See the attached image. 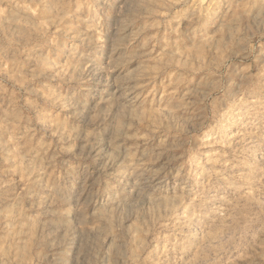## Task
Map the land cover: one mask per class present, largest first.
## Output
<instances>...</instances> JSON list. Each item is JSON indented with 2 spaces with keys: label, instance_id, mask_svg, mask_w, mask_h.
Wrapping results in <instances>:
<instances>
[{
  "label": "rangeland",
  "instance_id": "rangeland-1",
  "mask_svg": "<svg viewBox=\"0 0 264 264\" xmlns=\"http://www.w3.org/2000/svg\"><path fill=\"white\" fill-rule=\"evenodd\" d=\"M173 3L0 0V264H264V0Z\"/></svg>",
  "mask_w": 264,
  "mask_h": 264
},
{
  "label": "clouds",
  "instance_id": "clouds-1",
  "mask_svg": "<svg viewBox=\"0 0 264 264\" xmlns=\"http://www.w3.org/2000/svg\"><path fill=\"white\" fill-rule=\"evenodd\" d=\"M188 3V0H174V3L170 5V7H174L177 9L182 8L183 5ZM208 3V0H191V6L195 5L196 9L199 11L202 9L204 6H206ZM179 14V12H178Z\"/></svg>",
  "mask_w": 264,
  "mask_h": 264
}]
</instances>
